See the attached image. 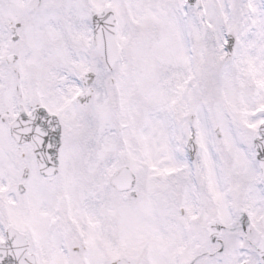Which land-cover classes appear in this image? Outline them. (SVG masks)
Returning a JSON list of instances; mask_svg holds the SVG:
<instances>
[{
  "label": "snow or ice",
  "instance_id": "6c2138e0",
  "mask_svg": "<svg viewBox=\"0 0 264 264\" xmlns=\"http://www.w3.org/2000/svg\"><path fill=\"white\" fill-rule=\"evenodd\" d=\"M0 264H264V0H0Z\"/></svg>",
  "mask_w": 264,
  "mask_h": 264
}]
</instances>
